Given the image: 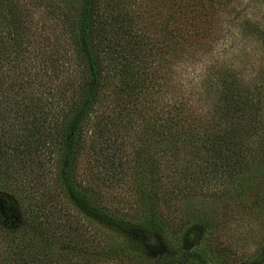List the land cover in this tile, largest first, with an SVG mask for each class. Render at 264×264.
Returning <instances> with one entry per match:
<instances>
[{
  "label": "trees",
  "instance_id": "16d2710c",
  "mask_svg": "<svg viewBox=\"0 0 264 264\" xmlns=\"http://www.w3.org/2000/svg\"><path fill=\"white\" fill-rule=\"evenodd\" d=\"M243 3L0 0V264L234 254L212 238L226 221L192 201L264 221V55L255 80L222 59L238 22L264 52ZM132 192L139 211L111 201ZM237 264H264V241Z\"/></svg>",
  "mask_w": 264,
  "mask_h": 264
},
{
  "label": "rangeland",
  "instance_id": "374dc122",
  "mask_svg": "<svg viewBox=\"0 0 264 264\" xmlns=\"http://www.w3.org/2000/svg\"><path fill=\"white\" fill-rule=\"evenodd\" d=\"M244 2L245 3L242 4V7H240L237 12L241 13V16L248 13V16L253 17L256 21L259 20L260 23H264V6L254 0H251L250 2L249 0H244ZM239 25L240 23L238 22L236 26H225L226 29H228L229 34L225 37L226 48L223 53L224 58L222 59L226 63L231 62L234 64H240L241 68H244L248 79L255 80V78L261 73L263 67L261 60L264 52L260 45L254 40L245 38L246 32L239 30ZM221 52L222 49L219 51L220 56L222 57ZM185 70L186 71H184L182 75L185 76V79L189 80H192L194 77L195 80H200V76L204 71L201 64L190 66ZM193 91L195 92V89H193ZM89 134L90 133H87V137H89ZM90 160V156L86 155L84 152L77 164L78 174L85 183L92 182L91 173L94 169ZM113 194H115V196L120 194V197L122 198V193L119 189L115 190V192L113 191ZM107 201H109V199ZM111 201L114 203V206H117L120 210L125 212H136L140 210L137 204V194L135 192L124 197V200L116 197ZM192 202L196 204L198 210H204L209 213L214 212L217 219L222 222L226 221L224 222L225 225L214 230L212 238L215 239L214 241L220 242L222 245L231 246V251L234 254L229 257H224V254H221L220 257L222 259H220L218 264H237L241 259H251V257H253V253L257 251L260 244L264 241L263 219H256L254 216L251 217L238 210L229 213L223 209L222 202L212 204V202L204 201L202 198H196V201Z\"/></svg>",
  "mask_w": 264,
  "mask_h": 264
}]
</instances>
